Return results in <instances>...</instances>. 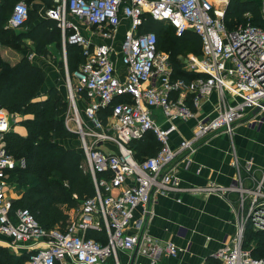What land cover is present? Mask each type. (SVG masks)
Listing matches in <instances>:
<instances>
[{
  "label": "built area",
  "instance_id": "2783aa9c",
  "mask_svg": "<svg viewBox=\"0 0 264 264\" xmlns=\"http://www.w3.org/2000/svg\"><path fill=\"white\" fill-rule=\"evenodd\" d=\"M228 1L221 0L217 6L213 0H54L46 9L45 17L56 20L61 28L65 60L68 43L80 46L85 57L74 72H69L67 63L65 71L73 106L78 107V100L86 104V120L82 123L78 113L75 132L84 151L80 168L92 176L95 193L70 215L64 229H45L29 209L14 210L9 180L26 162L4 145L11 113L0 108V232L28 248L24 264H110V257L120 264L119 249L132 250L136 245L153 260L162 249L177 255L176 243H162L142 231L143 219L136 224L138 232L131 234L129 228L135 208L149 212L159 195L184 190L224 197L238 192L235 233L214 257L218 264H264V257L246 246L249 226L264 231V170L256 175L252 159L241 163L234 154L237 174L229 185L211 182L183 187L176 173L178 160L187 159L209 134L232 133L243 121L255 130L264 125V27L249 21L229 29L225 22ZM261 9L264 16V4ZM147 16L172 23L178 36L187 30L200 35L202 53H188L183 60L185 69L198 76L174 78L170 52L158 48L156 33L140 32ZM28 18L27 2L18 1L10 26L21 27ZM82 91L87 94L84 99ZM214 91L218 94L215 109L199 118L192 136L171 146L176 122L194 118V107ZM189 95L193 106L187 101ZM109 106L112 112L104 122L98 110ZM148 131L161 146L154 155L138 160L130 142ZM89 229L105 230L106 242L88 237Z\"/></svg>",
  "mask_w": 264,
  "mask_h": 264
},
{
  "label": "trees",
  "instance_id": "16d2710c",
  "mask_svg": "<svg viewBox=\"0 0 264 264\" xmlns=\"http://www.w3.org/2000/svg\"><path fill=\"white\" fill-rule=\"evenodd\" d=\"M18 1L20 0H0V43L8 42L22 50L19 44L30 39L38 55H50L49 45L52 43H56L61 52L62 32L57 21L50 18L39 20L28 0L25 1L29 7V18L21 26L22 30L7 26V15H11ZM54 4L50 0L48 6ZM247 12L250 16L246 15ZM249 21L264 27L259 1L229 0L225 11L226 26L233 29ZM148 31L156 33L160 50L170 52L174 78L190 80L199 75L185 69L184 61L180 58L181 54L202 53V42L197 32L187 30L182 36H178L172 23L150 16L140 26V32ZM66 48L67 67L72 73L84 62L85 57L82 48L76 44L68 43ZM27 49L24 47V50ZM59 61L60 71L65 74V61ZM45 82L43 68L27 52L24 51L13 64L0 54V108L11 114L29 113L23 123L25 134L15 129L5 134L6 149L17 159H24L26 162L25 167H17L12 172V176L18 173L17 181L23 188L20 197L14 200L13 209H29L45 229H64L70 221V209L78 208L85 198L93 196L95 188L92 176L80 168L84 158L83 149L78 145L65 146L61 142L62 138L77 136L67 129L65 118L62 117L67 110V98L57 86L49 87L42 96ZM80 95L82 99L87 96L85 91ZM187 101L193 106L192 95L188 96ZM111 112L110 106L101 107L98 116L106 122ZM130 146L135 151V157L142 160L157 153L161 144L156 135L148 131L143 138L132 140ZM87 236L103 243L107 240L105 230L89 229ZM254 237L258 239L254 255L264 257V231H254L249 226L247 242ZM28 257L29 254L15 256L0 245V264H23ZM214 264H218L217 261Z\"/></svg>",
  "mask_w": 264,
  "mask_h": 264
},
{
  "label": "crops",
  "instance_id": "0c3cea01",
  "mask_svg": "<svg viewBox=\"0 0 264 264\" xmlns=\"http://www.w3.org/2000/svg\"><path fill=\"white\" fill-rule=\"evenodd\" d=\"M49 1L28 0L31 9L37 12L39 20L46 18ZM213 1L221 3V0ZM257 1L260 5L264 4V0ZM125 26L121 25L124 29ZM16 29L22 30L21 27ZM29 41L31 42L30 39ZM49 50L51 51L50 55L34 58V61L43 68L46 74L42 96L51 86H57L61 91L64 88L61 71H59L56 59L54 60V57L60 56V50L56 43L50 44ZM117 64L120 69L124 67L121 61H118ZM217 100L218 94L214 91L210 96L202 98L199 107H194L196 112L194 118L178 120L176 130L170 134L171 146H176L181 139L192 136L199 118L213 111ZM162 119L159 114V120L163 125H166ZM16 126L25 128L20 124ZM20 131L23 134L26 133V129ZM234 154L237 155L241 163L252 159L256 175H261L264 170V125L260 130H255L243 121L236 124L232 133L217 131L209 134L187 159L178 160L176 173L181 185L192 187L204 186L211 182L222 185L233 183L237 174V169L233 165ZM9 190L14 200L20 197V193L13 190L11 186ZM238 204L239 194L236 191L230 192L225 197L216 193H195L188 190L159 195L151 203L149 212L144 213L140 206L135 208L129 233L138 232L136 224L143 219L142 231L149 233L162 243L173 241L179 246L180 252L177 255H171L162 249L153 260L139 252V246L136 245L132 250L119 249L120 264L216 263L215 251L229 241L235 233ZM76 209H70V215ZM142 231L139 232L142 233ZM12 241L10 236L0 232L1 246L9 249L15 256L29 254L28 248L23 242L14 244ZM108 262L114 264L113 258L110 257Z\"/></svg>",
  "mask_w": 264,
  "mask_h": 264
},
{
  "label": "rangeland",
  "instance_id": "374dc122",
  "mask_svg": "<svg viewBox=\"0 0 264 264\" xmlns=\"http://www.w3.org/2000/svg\"><path fill=\"white\" fill-rule=\"evenodd\" d=\"M29 3V2H28ZM214 3L218 6V5H221V3L219 2H215ZM223 5V4H222ZM10 16L11 15H7L8 19L6 21L7 23V26L10 25ZM125 25V23H123ZM124 28L121 27L120 30H119V33H118V43L122 40L123 38V34H124ZM62 32V31H61ZM20 48L22 50H24V47L27 49V50H24L25 52H27L29 55L32 56V59L34 60V58H37L38 56H42V55H38L34 48H33V43H31L29 41V39H25L24 40V44L20 45ZM29 46V47H28ZM56 46L58 47V45L56 44ZM67 47V46H66ZM61 49V48H60ZM67 49V48H66ZM22 50H18V48L12 46V45H9L8 42H1L0 43V54L3 58H5L6 60H8L10 63H15L17 61V59L19 58V56H21V54L24 52ZM18 55H17V54ZM66 54H67V50H66ZM187 55V54H186ZM185 54H181L180 55V58H182L183 60L185 59ZM56 59L57 61V65H58V68H59V59H62L65 60V54H64V50H63V47H62V50L60 52V56L55 58L54 57V60ZM60 62V61H59ZM65 68H66V63H67V59L65 60ZM59 71H60V68H59ZM62 75V81H63V84H64V88H63V93L65 94L66 98H67V110L64 112V114H62V117L65 118V122L66 120H68V125H66L65 123V126L67 127V129L71 132H74L77 136L76 137H66V138H62L61 139V142L65 145V146H75V145H78L79 147L82 145V141H81V136L79 135V133L75 132L78 130V122L76 120L77 118V115L79 113V117H80V120L82 121V123L86 120L85 118V115H84V111H85V106L86 104L81 101L80 103V100L77 101L78 103V107L75 108L71 102V99L69 98L70 97V94H69V89L67 87V79H66V71H65V74L61 73ZM74 85V84H73ZM83 102V103H82ZM78 111V112H77ZM29 113H21V114H11V123H12V128L11 129H15V130H25V128H19V126L17 127L16 125L20 124V125H23L24 123V119L28 116ZM69 126V127H68ZM17 127V128H16ZM19 128V129H18ZM13 174H11V177H10V186L12 187L13 190L17 191L18 193H21L23 188L20 186V183L17 181V177H18V173L15 174L14 176H12ZM28 178H32L31 175H27ZM251 241L247 242L246 243V246L249 247V248H254L256 246V242H257V237H254V238H250Z\"/></svg>",
  "mask_w": 264,
  "mask_h": 264
},
{
  "label": "water",
  "instance_id": "95a60500",
  "mask_svg": "<svg viewBox=\"0 0 264 264\" xmlns=\"http://www.w3.org/2000/svg\"><path fill=\"white\" fill-rule=\"evenodd\" d=\"M228 3H229V1H228ZM228 5V4H227Z\"/></svg>",
  "mask_w": 264,
  "mask_h": 264
}]
</instances>
